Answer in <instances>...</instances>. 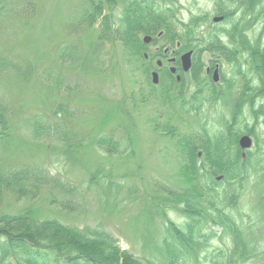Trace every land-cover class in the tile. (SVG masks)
I'll return each mask as SVG.
<instances>
[{"label":"rangeland","instance_id":"374dc122","mask_svg":"<svg viewBox=\"0 0 264 264\" xmlns=\"http://www.w3.org/2000/svg\"><path fill=\"white\" fill-rule=\"evenodd\" d=\"M94 1L106 3L5 0L0 56L7 68L0 74V100L10 133L0 141V168L7 174H34L37 189L19 198L4 191L0 213L29 212L87 232L104 231L142 264H228L232 240L223 228L204 227L207 238L181 246L168 227L182 228L189 210L164 203L171 193L178 202L185 197L179 166L190 163L191 150L179 143L214 144V159L199 148L196 163H225L239 156L251 165L245 178L229 183L222 182L223 175L215 176L219 185L203 188L198 202L205 216L216 215L211 202L226 211L244 237L258 243L254 255L247 254L239 264H264V69L258 68V55L246 50L205 49L210 34L231 46L224 33L208 31L228 29L233 22L251 45L262 48L264 0L252 5L245 0H147L179 21L176 33L181 22L192 18L187 48L179 49L183 40L178 37L171 40L174 47L160 39L164 31L142 36L144 58L149 60L147 51L154 55L147 73L116 36L102 38L98 22L89 26L83 21ZM119 1L133 8L146 0ZM121 3L102 11L117 25ZM145 36L151 37L147 43ZM183 61L189 62L186 70ZM161 72H168L165 86ZM162 87L178 99L166 100ZM204 132L212 136L211 143L205 142ZM103 136L113 139L114 152L95 141ZM244 136L251 140L248 148L240 145ZM77 261L96 264L83 257ZM9 263L24 264L13 257Z\"/></svg>","mask_w":264,"mask_h":264},{"label":"trees","instance_id":"16d2710c","mask_svg":"<svg viewBox=\"0 0 264 264\" xmlns=\"http://www.w3.org/2000/svg\"><path fill=\"white\" fill-rule=\"evenodd\" d=\"M238 1L240 4L243 2V0ZM245 1H247L249 5H252L261 0ZM116 3L121 2L119 0H106V3L99 1L90 2V10L83 12L85 13V15L83 14V21L89 26L98 22V31L102 33V38H106V34L116 36L124 49L134 52L143 73H147L148 69H150V65L147 64L154 58L153 53L147 50L145 51H147L149 60H146L143 56V35L156 34L159 31H164L160 39L162 38L169 41L172 47H174V43L171 40H174L176 37L183 40V42L180 43L181 46L179 49H184L189 46L191 37L186 28L192 23V18L186 23L181 22L183 28L179 30V33H176L178 32L176 26L179 21H177L174 16L171 18L167 16L166 11L168 9L162 8V10H160V8L158 9L155 7V4L147 0L140 2L133 8L130 6L128 7V2L127 4L124 2L120 4L122 20L119 22V25H117L111 21L107 14L104 15L102 13L104 8L109 9V7H113ZM217 5L219 9L218 2ZM4 9L5 0H0V14ZM260 12L264 13V3L262 11ZM215 31L224 33L229 39L231 46L222 43L219 40L220 36L210 34L213 32L215 33ZM208 32L210 35L207 36L208 40L205 49L214 48L216 51H220L221 49L218 47H221L222 50H231L232 54H236V50L237 52L246 50L249 52V55H253L254 57L258 55L257 58L260 62L258 68L264 69V65L262 64L264 63V45H262V48L251 45L244 35V29H240L239 24L233 22L228 29L222 28ZM235 36L237 37L232 39V37ZM157 40L158 39L155 37V39L152 38L151 42H156ZM187 40L188 43H186ZM209 41L212 43L208 45ZM236 45L237 47H235ZM221 52L226 54L224 51ZM6 68V60L2 55L0 56V74ZM161 74L163 78L161 80V86H165L166 81H164V79L168 76V72H161ZM171 81L168 82L170 85L172 83ZM244 81L246 82V80ZM245 82H243V84ZM262 84H264V81ZM161 90L163 91L162 96L169 102H175V100L178 99V94L177 99L174 100L171 96H168L169 91H166L163 87ZM9 133L10 123L7 109L0 100V141L4 140L5 137H9ZM204 133L207 138L205 142L211 143L212 136L208 134V132ZM95 141L101 148L107 147L106 152H114V150H116L113 139L110 136H103ZM192 142L185 139L184 143H179L181 148L187 151L191 150V152L187 154L190 163H182L179 166L181 175H183V180L181 181L184 183V186H186L185 197L180 196L179 200H181V202H178L176 200V195L171 193L164 200V203L173 201L175 208H177V205L186 206L185 208L189 210V214H183L185 222L182 228L174 224H169L168 232H171L170 237H172L176 243L181 244V246L186 244L192 247L197 242L198 238H207V235L202 231L204 227L208 226L209 230H211L212 226L219 225L231 236L232 240L228 264H239L247 260V258H245L247 254L251 256L254 255V252L259 248L258 243H255L254 239H246L239 224L226 211H221L220 208L215 206L212 202L210 204L213 211L216 213V218L211 214L205 216L203 213L204 206L202 203L198 202V198H200L203 188H216V186L219 185V181L215 180V176L219 174L223 175V183H229L230 180L236 178H245L246 175H243L250 167L251 163H244L245 161L239 159V156L237 160L230 158L225 163H196L197 150L200 148L203 154L213 157L211 151L212 148H214V144L204 147L201 143L195 144L194 146ZM237 149L239 148L237 147ZM32 178H36L34 174L26 176L21 170L10 171L7 174L0 168V201L4 191L10 190L12 195L19 198L24 196L29 189H37L36 183L32 182ZM196 193L199 194L196 195ZM201 197L203 198V196ZM231 197L233 199L230 203H233L235 195L232 194ZM262 205L264 206V204ZM222 208L226 209L224 205H222ZM203 223L205 224L202 225ZM86 230L68 226L55 218L38 219L29 212L0 213V264H10V257L18 261L21 260L24 264H67L68 262L66 260L72 262V264H79L77 260L82 257L86 258V261L96 264H123L122 262H126L127 260L130 264H142L133 260L125 251H122L117 243V239L113 236L104 231L100 232L98 230H93L87 232ZM210 236H213L212 232ZM165 243L166 247H171L169 240H165ZM106 259H108V261H105ZM173 263L174 262L170 260L169 264Z\"/></svg>","mask_w":264,"mask_h":264},{"label":"water","instance_id":"95a60500","mask_svg":"<svg viewBox=\"0 0 264 264\" xmlns=\"http://www.w3.org/2000/svg\"><path fill=\"white\" fill-rule=\"evenodd\" d=\"M215 20H218V19H215ZM150 39H151V37L145 36L143 40L147 43ZM158 64L160 65V62H158ZM188 65H189V62L183 61V69L186 70ZM172 71H173V69H172ZM156 79H157V75H154L153 80L156 81ZM250 144H251L250 138H248L247 136H244V137L241 138L240 145L243 148H248L250 146Z\"/></svg>","mask_w":264,"mask_h":264}]
</instances>
